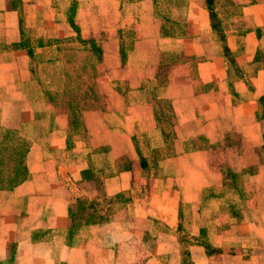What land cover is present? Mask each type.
<instances>
[{"label": "rangeland", "instance_id": "rangeland-1", "mask_svg": "<svg viewBox=\"0 0 264 264\" xmlns=\"http://www.w3.org/2000/svg\"><path fill=\"white\" fill-rule=\"evenodd\" d=\"M25 1L6 0L4 5H0V9H18L17 33L11 37L13 41L0 36V51L16 52L1 57V63L13 62L0 67L1 93H4V78L11 76L12 80H17L22 76V70L35 81L34 84L18 83L11 88V95L15 98L11 105L5 108L0 106L2 184L13 176V166L19 160L13 150L15 143L24 144L26 160L30 142L36 139L35 136L40 138L41 128L63 124L69 129L68 143L72 142L73 132H77L84 138H81V142L86 145L81 148V157L72 158L68 152L59 153L58 156L64 162L62 167H65L71 178L79 172L82 180L92 182L96 191L91 192L89 197L79 196L70 204V211L74 215H70L71 230L68 237L83 223H107L102 231L83 230L81 234L91 236L97 242V248L106 243L110 246V242L113 246L117 245L116 242L120 245L114 250V256H111V251L98 250L103 255L93 260L94 264H194L193 247L210 257L214 256L212 264H223V257L231 258L237 264L248 257L243 249H247V252L253 250V254L260 252L264 256L262 241L250 248L218 249L208 243L205 229H201L198 235H188L179 223L177 230L173 231L162 220L151 217L146 208L140 209L139 205L143 206L141 200L133 201L136 198L148 202L152 200V196L146 194L143 188L126 189L111 197H106L103 189L106 176L126 166V162L130 163L137 157L136 154L140 156L139 140L141 150L149 158L165 156L169 152L176 155L174 139L177 136L168 127L170 117L165 119V129L169 131L165 133L166 153L163 154L150 150V143L155 142L152 141L153 136L140 133L138 138L136 136L130 140L126 131L131 126L128 105L141 97H134L128 91L135 87L136 80L150 76L152 69L148 66L154 67L155 73L167 80L168 75L176 72L180 61L187 62L188 70L181 69V72L177 71L174 75L176 83L181 82L176 87L184 94L183 81L200 76L198 62L220 55L222 48L226 58L225 75L230 84L239 76H246L251 82L259 77V71L264 67V27L257 31L258 36L263 35V38L257 43L260 49L256 55V64L242 67L236 57L241 55L240 50L244 48L243 36L252 29V19L238 16H242L245 5L264 0H211L214 21L210 17L206 0H48L46 7H29L24 4ZM2 19L0 17V22ZM206 21L208 26L205 25ZM188 27L195 30V33L186 37ZM173 37L178 40L174 41ZM90 39L98 46L99 52L90 49L87 42ZM80 41L87 43L82 44ZM227 44L236 45L238 50L232 52ZM86 55L91 56V62L82 66ZM239 58L242 61L243 57ZM201 88L204 86L201 85ZM42 93L44 101L40 99ZM81 96L83 100L86 99L84 104ZM79 99L76 108L72 101ZM137 109L136 106L132 114H137ZM227 113L232 112L229 110ZM256 116L264 128L262 99H259ZM200 138H194L192 145H187L188 149L203 146L199 144ZM9 146L12 149H6ZM255 151L256 156L264 159L263 147H256ZM220 156L213 152L209 153L208 158L210 162L216 163ZM176 162L175 178L166 176L169 172L168 163L162 167L166 182L157 190L159 193L165 191L166 195L163 197L161 194V203L168 202V197L174 194H170L169 189H173L179 197L178 220H183L188 210L192 213V210L197 209L196 224L207 222V219H201L200 216L212 212L208 210V195L216 188L225 190L226 194L231 193L234 173L230 166L226 165L224 169L221 164L220 171L224 176L222 182L205 187L203 196H195L200 175L205 169L187 163L184 154ZM212 162L209 165L215 171ZM83 166L89 172L83 174V169L78 171ZM255 167L250 165L242 168V171L248 168L254 171ZM4 168L5 171L1 172ZM146 169L148 174L156 173L157 166L147 165ZM212 169L209 171L212 172ZM13 187L3 186L0 189ZM9 194L3 193L0 198L12 204L14 201ZM225 200L230 216L242 218V210L247 207L248 200L240 199L239 202L233 195H228ZM256 219H260V216L256 215ZM34 235H38V232H34ZM169 235L173 243L169 242ZM136 255L143 261H135ZM9 263V260H5L0 264ZM93 263L87 261L86 264ZM59 264L74 263L68 261Z\"/></svg>", "mask_w": 264, "mask_h": 264}, {"label": "crops", "instance_id": "crops-1", "mask_svg": "<svg viewBox=\"0 0 264 264\" xmlns=\"http://www.w3.org/2000/svg\"><path fill=\"white\" fill-rule=\"evenodd\" d=\"M5 3L6 0H0V5ZM47 3L48 0L24 2L29 7L35 5L46 7ZM243 8L244 12L238 18L250 17L252 29L246 31L243 36L244 48L240 50L242 61L240 56L236 58L240 66L248 67L256 64V55L260 49L257 43L263 38V35L258 36L257 31L264 27V2L247 4ZM17 14L16 8L0 9V17L3 18L0 22L2 38L12 39L11 37L16 35ZM205 25L208 26V21ZM194 31L188 27L186 37L194 35ZM173 38L174 41L178 40ZM228 47L232 52L238 50L236 45H228ZM14 52L0 51V67L13 63L12 61L1 63V57ZM220 52V55L198 62L200 76L183 81L184 94L176 87L181 82L176 83L177 78L174 75L177 71L188 70L187 62L180 61L176 72L168 75L167 80L158 76L154 67L148 66L152 69L150 76L135 81V87L128 92L134 97L141 96L142 99L137 98L128 105L127 112L130 113L128 116L131 118V126L126 128V131L129 139L132 140L136 136L138 138L140 133H148L150 137L153 136L152 141H155L150 143V150H156L160 154L166 153L165 133L169 130L165 129V119L170 117L171 122L168 127L177 136L174 139L176 155L169 152L165 156L149 158L148 154L141 150L139 140L140 156L135 153L137 157H134L130 163L126 162V166L115 169L114 173L106 176L103 189L105 196L111 197L126 189L143 188L146 194L152 196V200L148 202L136 198L133 201L141 200L143 206L139 205L140 209L146 208L151 217L162 220L164 225L173 231L177 230L181 223L183 232L188 235H198L201 229H205L208 243L218 249L250 248L260 241L264 242V159L256 156L255 151L256 147L264 148V128L256 116L259 98L264 96V67H261L259 77L253 82L246 76H239L230 84L225 75L226 58L222 48ZM22 73L17 80H12L11 76L4 78L2 82L4 93L0 90V102H3L0 106L3 108L6 105L10 106L15 99L11 95V88L16 87L18 83L34 84L35 81L25 75V70H22ZM201 85L204 88L200 89ZM40 99L45 100L43 93ZM136 106L137 114L134 115L132 113ZM229 110L231 114L227 113ZM166 113L168 116H165ZM68 133L69 129L63 124L41 128L40 138L35 136L36 139L31 140L26 155L28 168L26 179L11 189H0V195L10 193L9 197L14 201L8 204L4 198H0V263L9 260V264H59L68 261L74 264H86L87 261L93 263V260L102 257V252L99 253L98 250L111 251V256H114L118 242L116 246L110 242V246L106 243L103 247L97 248V242L91 236L81 234L83 230L102 231L107 223H83L70 238L68 237L71 227L70 204L79 196L89 197L91 192H96L92 182L82 180L79 172L76 176L72 174L71 178L66 173L65 167H62L64 162L58 156L59 153L68 152L72 158L81 157V148L86 145L81 142L82 136L77 132H73L72 142L68 143ZM194 138H200L199 144L203 146L188 149L187 145H192ZM213 152L221 155L216 163L211 161L215 171L209 165L211 162L208 158L209 153ZM181 154L185 155V160L190 165L205 169L200 175L201 180L194 193L195 196L204 194L205 187L222 182L224 176L220 171L221 164L224 169L226 165L230 166V170L234 173L232 194L230 192L226 194L225 190L217 188L209 195L207 193L208 210L212 212L200 216L201 219H207V222L196 224L197 209L192 210V213L188 210L183 220H178L179 197L173 189H169L170 194L171 192L174 194L168 197L167 203L160 201L161 194L163 197L166 194L165 191L159 193L157 188L166 182V176L175 178L174 164H177L176 160L180 159ZM167 163L169 172L165 176L162 167ZM151 164L157 166L156 173L148 174L146 168ZM207 165L212 172L206 170ZM250 165H256L254 171L249 168L247 171H242V168ZM84 167H80L78 171ZM228 195L235 196L239 202L240 199L248 200L247 207L243 209L245 211L242 210V218L236 219L226 210L225 199ZM256 215H259L260 219H256ZM34 232H38V235H34ZM168 238L169 242L173 243L170 235ZM243 250L248 257L237 264H255L259 261L256 264H264V256L260 252L253 254V250L248 252L247 249ZM192 251L194 264H212L214 256H208L197 247H193ZM221 259L223 264H236L231 258ZM134 260L143 261L137 255Z\"/></svg>", "mask_w": 264, "mask_h": 264}, {"label": "trees", "instance_id": "trees-1", "mask_svg": "<svg viewBox=\"0 0 264 264\" xmlns=\"http://www.w3.org/2000/svg\"><path fill=\"white\" fill-rule=\"evenodd\" d=\"M206 3H207V5H208V9L210 10V17H211V19L214 21V14H213V10H212V8H211V0H206ZM212 27L214 28V29H216L215 28V25H214V23H212ZM82 44H85V43H89V46H90V49H92V50H95V52L96 51H98L99 52V49H98V46L95 44V42L93 41V40H88L87 42H84V41H80ZM99 56V55H98ZM100 57V56H99ZM95 58H97V56L95 57ZM97 60H98V58H97ZM90 62H91V56L90 55H86L85 57H84V61H83V65L82 66H85V65H88V64H90ZM86 96V92L84 91V97ZM82 97L83 96H81V98L80 99H82ZM80 99L79 100H74V101H72L73 103H74V105L73 106H75L76 108L79 106V101H80ZM260 100L262 99V100H264V96H262V97H260L259 98ZM83 100V99H82ZM84 102H86V99H84L83 101H82V104H84ZM7 146V145H6ZM6 149H12L10 146L9 147H7ZM13 150H14V153H15V155L17 156V157H19V160H18V162L15 164V166H13L14 167V170H13V168H12V170H13V176H11L10 178H8L7 180H5V182H4V184H2L3 183V180L2 179H0V188H3V186H6V187H13V186H16L18 183H20V182H22L24 179H26V176H27V167H26V164H25V152H26V150H24V144L23 143H21V142H17V143H15V145L13 146ZM0 165H2L3 166V164H1L0 163ZM5 167H7V166H5ZM8 168V167H7ZM5 169L6 168H4L3 170H1V172H3V171H5ZM85 172H89V170H84L83 171V174H85ZM7 181V182H6ZM72 215H74L73 214V212L71 211V216ZM73 219V218H72ZM73 227V226H72ZM70 230H71V227H70Z\"/></svg>", "mask_w": 264, "mask_h": 264}]
</instances>
